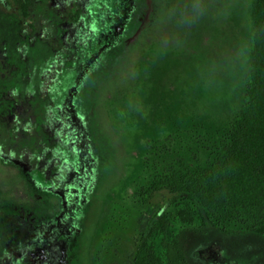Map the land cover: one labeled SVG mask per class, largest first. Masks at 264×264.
<instances>
[{"label": "rangeland", "instance_id": "obj_1", "mask_svg": "<svg viewBox=\"0 0 264 264\" xmlns=\"http://www.w3.org/2000/svg\"><path fill=\"white\" fill-rule=\"evenodd\" d=\"M251 3L133 0L125 28L109 32L114 1H89V49L75 71L69 114L89 164L58 264H132L142 234L179 196L174 183L221 158L249 71ZM2 167L27 184L25 195L13 189L28 199L30 241L63 197L48 192L37 172ZM231 217L219 227L172 221L165 237L177 239L184 264H264L261 230L234 233L244 224Z\"/></svg>", "mask_w": 264, "mask_h": 264}, {"label": "trees", "instance_id": "obj_2", "mask_svg": "<svg viewBox=\"0 0 264 264\" xmlns=\"http://www.w3.org/2000/svg\"><path fill=\"white\" fill-rule=\"evenodd\" d=\"M251 22L249 71L228 142L221 145L222 156L205 172L188 171L182 181L178 179L174 183L179 196L142 234L132 264H184L177 239L165 237L172 221L188 226L219 227L220 219L231 215L244 224L242 230L234 233L260 229L264 235V205L259 204L264 201V0H252ZM77 44L75 63L61 59L57 64L50 61L43 64L45 75L41 81L45 93L39 98L35 96V100L24 102L20 93L13 95L11 121L0 116V150L11 146L17 153H33L29 160L34 163L43 161L42 154L56 151L55 130L59 128L61 165L65 168L75 162V187L79 190L89 164V156L81 149V132L77 128L74 161L68 146L63 145L64 138L68 140L67 129L53 122L64 118V111L57 107L69 98L72 79L68 74L84 65L88 49H82L79 41ZM0 55V84L12 77L10 87L20 88L24 81L20 75L24 71L23 61L9 60L1 46ZM57 71L59 76H54ZM7 73L13 76L6 79ZM67 189L62 194H70Z\"/></svg>", "mask_w": 264, "mask_h": 264}, {"label": "flooded vegetation", "instance_id": "obj_3", "mask_svg": "<svg viewBox=\"0 0 264 264\" xmlns=\"http://www.w3.org/2000/svg\"><path fill=\"white\" fill-rule=\"evenodd\" d=\"M89 1L0 0V46L9 60L15 61L21 58L24 63V71L20 74L24 81L20 88L10 87L13 73L5 74L6 79L11 77L10 83L6 81L0 84L2 118H10L14 94L20 93L23 101L28 102L29 99L35 100V96L39 98L40 94L45 93L42 90L41 79L45 75L43 64L46 61L57 64L63 59L75 63L78 41L82 49H89L87 41L83 40V32L88 31L93 20V8L89 5ZM113 1L115 18L111 25H105V29L109 32L123 30L127 18L133 13L131 8L133 0ZM72 72L68 74L72 79L69 98L61 107H57L60 111H64V118L53 122L67 129L68 140L64 138L63 145L68 146L69 156L75 161L77 124L72 119V115L69 119L74 107L75 68ZM56 75L59 76V71L54 73V76ZM10 121L9 119L8 122ZM55 139L56 151L42 154L43 161L37 163L29 160L30 157H34L33 153H17L12 151L11 146L5 151L0 150V167L3 166L5 169L12 167L22 176H27L29 172H37L39 180L48 192L63 197L62 209L52 219L46 217L44 212L43 219L46 218V225L29 241L28 199L27 196L23 199L15 195L13 189L18 187V192L22 190L20 195H23L22 192L25 195V192H28L27 184L24 186V183H14L16 178L13 174L0 172V208H2L0 209V264L60 262L68 234L75 227L77 211L84 202V191L81 186L79 190L75 187V162L70 163L69 167L62 168L60 161L63 156L60 152L62 138L59 128L55 130ZM83 146L82 144L81 149ZM65 170L68 171V176L65 175ZM66 189L71 193L62 194Z\"/></svg>", "mask_w": 264, "mask_h": 264}]
</instances>
